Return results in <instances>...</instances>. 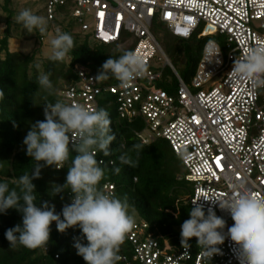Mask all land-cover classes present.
Returning a JSON list of instances; mask_svg holds the SVG:
<instances>
[{
  "label": "built area",
  "instance_id": "obj_1",
  "mask_svg": "<svg viewBox=\"0 0 264 264\" xmlns=\"http://www.w3.org/2000/svg\"><path fill=\"white\" fill-rule=\"evenodd\" d=\"M61 8L69 9L76 30L93 40L133 44L147 71L125 88L119 81L104 84L89 68L75 65V82L59 92V101L99 109L101 100L110 97L119 119L138 122L134 135L141 144L165 140L186 169L190 207L196 199L205 212L213 207L226 220V234L234 223L230 214L204 198H229L234 187L264 197V88L253 89L247 79L231 73L234 60L242 59L247 48L264 44V0H45L47 20ZM157 22L176 38L187 40L197 33V38H214L203 44L188 83L152 33ZM162 59L163 67L172 70L174 94L157 87ZM102 190L113 194L111 184ZM125 238L130 253L120 255L121 264H240L238 246L227 236L211 259L201 256L195 237L185 250L142 220L135 221Z\"/></svg>",
  "mask_w": 264,
  "mask_h": 264
},
{
  "label": "trees",
  "instance_id": "obj_2",
  "mask_svg": "<svg viewBox=\"0 0 264 264\" xmlns=\"http://www.w3.org/2000/svg\"><path fill=\"white\" fill-rule=\"evenodd\" d=\"M68 11L69 9L61 8L52 21L45 17L46 30L60 29L73 37L75 47L69 52L68 61L65 62L39 58L37 49L23 54L19 50L20 38L14 40L10 32L12 24L18 25L12 0H2L0 3L3 16V19L0 18V91L3 92V99H0V182L8 183L10 190L16 189L19 192V178L32 174L37 161L26 154L23 140L31 125L45 119L44 105L54 104L59 100L58 93L75 82L74 66L87 67L94 75H98L107 59H118L125 51H132L134 47L133 44H103L93 40L89 33L75 29L73 21L68 17ZM33 13L36 15L38 11ZM160 26L163 25L157 22L153 28ZM166 35L179 48L181 56L185 59L183 72L179 74L174 70L188 83L206 38L195 36L185 40L173 37L167 31ZM33 36L27 29H23L21 37L29 39ZM42 74H49L53 85L52 94L39 85L38 77ZM109 77L103 80L104 84L118 82L110 73ZM157 87L174 94L175 79L173 74L167 71V67L164 68ZM99 108L108 111L111 134H114L115 139L110 145L109 155L96 152L95 158L102 162L99 165L105 170V176L98 187L102 189L104 184H111L115 196L127 199L129 214L137 215L136 221L146 222L150 229L162 238L173 245L181 246V225L190 218L192 207L189 205V198L192 189L185 181L186 169L180 158L175 156L163 139H156L148 145L141 144L134 135V132L140 129L138 122L119 119L110 97L102 99ZM75 155V152L70 153L69 161L59 170L54 165L42 167L40 178L32 180L38 207L47 202L55 206L56 213H61L63 206L70 203V188L57 195H54L52 188L65 183L68 167ZM122 155L129 158L130 163L122 162ZM38 163L44 164L43 161ZM116 169H119V172H116ZM20 203L23 204V201ZM18 224L22 225V213L16 209L0 213V264H86L73 247L76 237H80L82 242L87 244L78 226L61 233L56 230L53 222L50 225L47 246L30 249L19 243L12 245L5 238L6 230ZM129 253L125 238L118 254ZM117 264L121 263L118 261Z\"/></svg>",
  "mask_w": 264,
  "mask_h": 264
},
{
  "label": "clouds",
  "instance_id": "obj_3",
  "mask_svg": "<svg viewBox=\"0 0 264 264\" xmlns=\"http://www.w3.org/2000/svg\"><path fill=\"white\" fill-rule=\"evenodd\" d=\"M16 20L22 22L30 32L33 29H38L41 34L46 32V18L35 15L29 9L21 11ZM56 32L57 35L51 40L53 53L50 58L63 61L74 49V40L60 29ZM146 71L147 64L142 55L125 51L118 59H107L95 79H109L110 73L121 87L126 88L135 78L144 76ZM231 73L247 79L253 89L264 88V44L247 48L242 59L234 60ZM38 83L52 94L53 85L49 74L40 75ZM0 99H3L2 91ZM44 117L43 121L31 125L23 140L26 154L37 161L32 174L19 178V192L10 190L8 183L0 182V213H6L8 209L22 213V225L7 229L5 238L12 245L19 243L35 249L47 246L53 222L61 233L78 226L87 244L76 237L73 247L86 264H117L121 259L118 254L120 246L133 228L135 218L129 214L126 198L121 199L98 187L105 170L96 160V152L109 155L110 145L115 139L114 134H111L110 115L104 108H89L78 103L65 104L57 100L54 104L44 105ZM72 152L76 155L68 167L65 183L54 184L52 188L54 195L70 188L71 203L65 204L61 213H56L55 206L47 202L38 207L32 180L40 178L44 166L63 168ZM120 159L126 164L130 163L124 155ZM40 161L44 164H39ZM115 171L119 172V169ZM200 200L192 202L190 218L181 225L182 248L189 249L188 241L195 237L197 245L203 249L201 256L211 259L220 253L216 246L223 244L227 236L238 246L237 259L240 264H264V197L250 191H237L234 187V194L229 198H204V201L230 214L234 223L227 228L226 234V220L217 216L213 207H208L205 212L204 204L197 203Z\"/></svg>",
  "mask_w": 264,
  "mask_h": 264
},
{
  "label": "rangeland",
  "instance_id": "obj_4",
  "mask_svg": "<svg viewBox=\"0 0 264 264\" xmlns=\"http://www.w3.org/2000/svg\"><path fill=\"white\" fill-rule=\"evenodd\" d=\"M1 2H2V0H0V3ZM12 4H13V8L17 12V15L21 11H23L25 9H29L32 12L38 11V13L36 14L38 16L46 17L45 16V9H43V7L45 5V0H12ZM65 9H67V8H65ZM0 18L3 19L1 12H0ZM23 29H24V26H23L22 22H18V25H16V24L11 25L10 32H11V35L13 36L14 40H17L20 38L19 50L23 54H27V53L31 52L33 49H37V52H36L37 57L45 58V59L50 58L52 56V53H53L51 40L53 38H55V36L57 35V32H56L57 29L49 28L43 34H41L38 29H36L35 31L33 29L31 32L30 31L29 32L34 36L29 38V39H24V37H21ZM75 29H77V28L75 27ZM27 32H28V30H27ZM152 33L155 35L157 42H158L163 54L165 55L167 60L170 62L173 69H175L179 74H181L185 68V59L181 56L179 48H177L175 43H173V41H171L170 38L166 35V31H165L163 26H160L158 28H153ZM35 34H37V36ZM213 39L214 38H210V37L206 38L205 42H207L209 40H213ZM10 46H11V44H10ZM64 60H65V62H67L68 57L66 56L64 58ZM164 63H165V61L163 59L161 62L157 63V67L160 70H162V73H163V70L165 68V67H163ZM167 71L172 73V70L170 67H167ZM218 80H219V78H216V79L211 80V82L212 81L218 82ZM130 215L134 216V218L137 220V215H135L134 213H131Z\"/></svg>",
  "mask_w": 264,
  "mask_h": 264
},
{
  "label": "snow or ice",
  "instance_id": "obj_5",
  "mask_svg": "<svg viewBox=\"0 0 264 264\" xmlns=\"http://www.w3.org/2000/svg\"><path fill=\"white\" fill-rule=\"evenodd\" d=\"M101 15H103V13H101Z\"/></svg>",
  "mask_w": 264,
  "mask_h": 264
}]
</instances>
